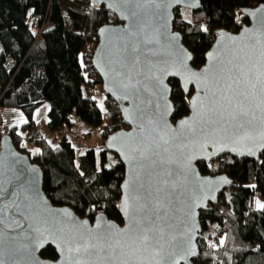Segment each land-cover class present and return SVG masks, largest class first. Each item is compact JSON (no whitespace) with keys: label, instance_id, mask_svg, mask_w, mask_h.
Here are the masks:
<instances>
[{"label":"water","instance_id":"1","mask_svg":"<svg viewBox=\"0 0 264 264\" xmlns=\"http://www.w3.org/2000/svg\"><path fill=\"white\" fill-rule=\"evenodd\" d=\"M90 3L97 8L103 6L118 19L117 24L97 30L98 43L91 64L99 75L103 94L117 103L128 127L109 134L104 146L123 165L118 201L122 225L109 220L101 211L90 220L79 217L68 206H54L42 190L40 167L18 151L4 133L0 138V264H51L52 260L40 256L48 246L55 250L57 264H195L202 230L200 212L208 211L210 204L217 203L219 193L232 184L224 174L203 175L197 163L212 162L223 154L259 159L264 151L260 135L264 131V111L259 98L251 105L255 113L251 131L255 139L234 136L231 127L225 131L208 119L206 109L198 115L188 102L189 114L173 122L169 81H178L181 90L187 88L193 100L202 98L197 90L206 87L204 82L189 81L183 72L179 54H192L173 28L174 11H199V0ZM133 11L144 17L143 23L131 14ZM240 14L249 25H243L238 32L218 31L205 54V63L196 70L207 71L211 76L215 68L229 65L230 61L247 60L257 68L264 64V4L242 8ZM192 60L184 62L193 67ZM156 79L161 81V90L150 87ZM206 83L211 86V79ZM161 136L168 143L157 149L154 139L160 142ZM141 147L149 158L136 159V150ZM145 181L153 195L147 202L138 201L135 212L131 211V203L130 211L125 212L130 186ZM101 219L116 226L113 243L128 242L123 251L119 247L109 249L107 245L101 250V242L95 240V232L99 231L96 225ZM137 221L146 222L154 232H163V251L139 249L131 244L129 233ZM30 234L36 239H31ZM81 236L96 243L97 248L87 253L69 251V242Z\"/></svg>","mask_w":264,"mask_h":264},{"label":"trees","instance_id":"2","mask_svg":"<svg viewBox=\"0 0 264 264\" xmlns=\"http://www.w3.org/2000/svg\"><path fill=\"white\" fill-rule=\"evenodd\" d=\"M90 1L0 0V107L23 113L26 121L20 127L25 132L34 128L33 114L46 102L50 105L47 127L52 133L62 128L69 130L80 121L98 129L106 141L109 134L128 129L119 106L109 96L105 95L102 101L104 110L96 100L89 101L87 97L90 89L101 86V81L91 58L81 55L84 41L88 39L96 45L97 30L118 23L103 6L94 7ZM199 2V11L187 10L188 20L177 8L173 21L174 31L179 32L197 69L205 63V54L217 32L222 29L238 32L243 25H249L240 11L264 4V0ZM63 17L69 19L70 31L63 28ZM205 27L209 30L202 31ZM6 57L15 61L10 72L3 67ZM169 84L174 122L189 114V104L175 99L182 94L179 82L170 80ZM17 128L10 127L5 133L18 151L40 167L42 190L54 206H68L79 217L90 220L100 206L109 220L122 225L118 201L124 170L113 153L116 162L97 169L94 151L88 149L77 155L65 136L57 145L51 144L50 137L42 136L30 152L23 146L24 136L17 134ZM108 152L100 154L103 164ZM197 167L203 175L224 174L231 178L232 184L219 193L216 204L200 212L202 230L194 263L264 264V209L257 206V201L264 204V151L258 160L223 154L212 162H199ZM209 225L214 228L208 230ZM40 256L48 260L57 258L50 246Z\"/></svg>","mask_w":264,"mask_h":264},{"label":"snow or ice","instance_id":"3","mask_svg":"<svg viewBox=\"0 0 264 264\" xmlns=\"http://www.w3.org/2000/svg\"><path fill=\"white\" fill-rule=\"evenodd\" d=\"M125 4L130 3L131 0H123ZM137 18L139 23L144 22V17L138 15L135 11L131 13ZM261 25L264 26V19L261 20ZM208 28H202V31H208ZM211 55V54H209ZM180 65L183 72L191 82H204L205 88L198 89L200 97L193 100L191 94L187 88H182V94L176 96V100L180 102L187 101L192 107L197 109V114L201 115V109H206L208 119H211L213 123L223 126L225 131L228 127L233 129V135L241 138L255 139L252 136L251 126L252 121L255 119V113L251 110V105L259 98V105L262 111H264V64L259 68L255 67L252 62L247 60L230 61L229 65H221L215 68L214 74L209 75L207 71L199 72L195 67H189L184 61L192 60V55L180 53ZM211 79V86H207V81ZM150 87L155 90H161V81L159 79L154 80ZM166 87V86H165ZM147 90V89H144ZM103 107V106H101ZM180 110H177L179 114ZM205 120V123L208 122ZM264 124V121H262ZM203 131V129H201ZM261 138L264 139V131L261 132ZM160 142H156L154 139L155 148L159 149L163 145H166L168 141L161 136ZM167 152V148L163 149ZM136 159H147L146 151L143 147L136 150ZM171 174V173H169ZM146 181L130 186L128 196L125 198L124 210L129 212V204L131 203V211H136V203L138 201L147 202L153 195L145 187ZM254 187V186H253ZM257 206L260 209H264V204L257 201ZM147 215V211L144 212ZM143 218H141L142 220ZM115 225L105 223L102 219L97 222L96 228L99 231L95 232V240L101 242L100 248L103 249L104 245H107L109 249L115 250L120 248L123 251L125 244H121L119 240L113 243V236L115 231ZM91 231V230H90ZM31 239H36L35 236L30 234ZM162 231H153L152 227L146 222L141 224L140 221L136 222V226L129 233V241L133 246L139 249L152 248L158 253L163 251L161 240L163 239ZM69 251H75L77 253L83 251L87 253L90 249H96L97 244L93 243L83 236L79 240L69 242ZM222 244L223 241L221 240ZM183 247V245H178ZM51 264H57L56 259L51 261Z\"/></svg>","mask_w":264,"mask_h":264},{"label":"crops","instance_id":"4","mask_svg":"<svg viewBox=\"0 0 264 264\" xmlns=\"http://www.w3.org/2000/svg\"><path fill=\"white\" fill-rule=\"evenodd\" d=\"M97 98H98V101H97ZM101 100H100V96H99V91L97 89L96 103H97L98 107H100L101 110H104V106L101 107L102 106ZM38 108L35 110V112L33 114V121H34L33 127L36 130H37V127H36V118H37L36 111L38 110ZM1 118H2V116H1ZM2 121H3V119H2ZM25 121H26L25 119L21 120L20 126L23 123H25ZM13 126H17V125H12L10 127H13ZM9 128H4V129L6 131V130H9ZM16 132H17V134L22 135V136H24L26 134L24 129L17 128ZM41 135L44 136L43 134H41ZM64 136H65L66 140L71 144V146L75 149V152L78 153V155H81L85 150L92 149L94 151V154H95L96 167H97V169L99 168V162L98 161L100 158V154L102 151H105L106 149H104L105 141H104V139L101 138L100 131L98 129L94 128L92 125H89L85 122L79 121V122H76L69 130H67L66 134Z\"/></svg>","mask_w":264,"mask_h":264},{"label":"rangeland","instance_id":"5","mask_svg":"<svg viewBox=\"0 0 264 264\" xmlns=\"http://www.w3.org/2000/svg\"><path fill=\"white\" fill-rule=\"evenodd\" d=\"M180 14L181 16L184 17L185 20L189 19V12L187 11V9L181 8L180 10ZM98 91H99V96H100V100L103 101L105 99V95L103 94L102 91V87L98 86L97 87ZM98 101V98H97ZM49 103L46 102L44 104H42L41 106H39L38 110L36 111V127L37 130L40 134H43L45 137L47 136L48 138L51 137V135L53 134L52 132L49 131L48 127H47V111L49 108ZM0 114L2 116V123L4 128H9L12 125H17L19 127V129H21L20 124H21V120L25 119L24 114L18 110V109H14V108H7V107H0ZM23 146L28 150V151H33L35 149L34 146H29L27 145L25 142H23ZM76 154L78 155V153L76 152ZM107 157V161L103 164L102 161L99 158V168H101V166H112V164H114L116 162L114 155L111 152H108V155H106ZM97 212L101 211V207H97ZM214 228L213 225H209L208 226V230H212Z\"/></svg>","mask_w":264,"mask_h":264},{"label":"built area","instance_id":"6","mask_svg":"<svg viewBox=\"0 0 264 264\" xmlns=\"http://www.w3.org/2000/svg\"><path fill=\"white\" fill-rule=\"evenodd\" d=\"M61 22L65 30L70 31L72 29L71 23L67 17H63ZM42 28L43 26L41 27V29ZM96 45L94 42H90L88 41V39H86L83 44V50L81 55L91 58L93 56V51L95 50ZM3 67L6 72H10L11 70H13L15 67L14 59H12L11 57H6L3 63ZM97 87L98 86L89 90L87 95L89 101L96 100ZM66 131V128H62L59 131L53 133L50 137L51 144L57 145L59 143L60 138L66 134ZM4 133L5 129L2 125V119L0 115V138ZM41 137L42 135L36 129L32 128L26 132L23 141L29 146H35L41 140Z\"/></svg>","mask_w":264,"mask_h":264}]
</instances>
